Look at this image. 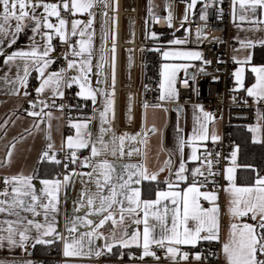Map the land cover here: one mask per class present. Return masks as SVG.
I'll return each instance as SVG.
<instances>
[{"label": "crops", "instance_id": "obj_1", "mask_svg": "<svg viewBox=\"0 0 264 264\" xmlns=\"http://www.w3.org/2000/svg\"><path fill=\"white\" fill-rule=\"evenodd\" d=\"M46 3H59L60 0H44ZM207 2V0H205ZM241 0L231 1V15L232 26L230 29L231 38L237 42V45L231 50V56L234 60V68L232 71L233 79L236 83L237 90L241 92H247L248 88H251L256 83V73L252 71L253 67H264V61L256 62L254 56L256 50L259 49V56L264 58V8H257L255 12L245 3V7L241 8ZM212 4L216 5L219 9L224 6V0H215ZM31 12V9H29ZM88 13V12H87ZM43 9L36 10V15L41 17ZM84 15L75 14L71 20H79L81 24L78 26L79 31L82 30L84 24L89 19L84 18ZM52 23H57L55 17L50 18ZM23 30L20 33L15 34V21H10L8 26V34L0 37V182L5 183V179L11 181L13 177H31V189L35 195L39 197L36 204H46L49 197L46 195L45 189L51 190V186L45 185L44 181H59V189L56 192V210L47 212V219L45 218V210L42 207H37L39 215H33V213L24 211L23 209H16L19 212V218H26L34 220L45 228L40 230L31 227L27 233L28 239L21 245L19 243V237L14 239L17 241L15 244L10 243L7 239V232L4 229L7 228L6 224L0 223V237L4 239L0 240V264H50L48 262L55 261L56 264H103V260L107 259H120L124 258V254H127L128 259H135V264H190L188 263L189 256L192 254L195 258L199 254L198 248L200 245L207 243H213L216 240H203L198 241L194 246L188 244L173 245L178 249L175 256L168 253L165 256H161L158 252L154 251L156 244L150 245V250L155 253L154 256L143 255V223L137 225L133 216L125 213V220L122 224L113 225L111 221H106L104 226L97 228L96 235L91 238V243H88V238H85L84 247L81 249V255L77 256H65V243L71 242L73 238L79 239V237L91 231L96 223L99 222L102 215L107 213H96L95 205L99 204V196H108L111 194V187L116 186V190L120 191L119 184L123 181L120 177L127 179L130 170L126 169V165H138L140 169H132L131 171H140L141 169H147V175L151 176L156 174V180L143 179L138 176L133 177V182L130 183L129 195H131L130 189L138 188L140 190L141 200L154 201L157 199V193L160 191H182L186 190L189 186L193 185L190 179L195 169H200L201 164L198 161L199 152L213 141L212 137H218L220 134V121L217 117H212L211 120H206L203 111L199 107L194 105H180L179 108H174L171 115L170 122L168 123V117L166 107L164 104L149 105L144 110H137L136 116H144L146 120L138 121L134 128L129 129L128 126L132 124L133 115L131 108V99L127 91L121 90L119 97L111 96L114 100L113 110L109 111L105 117H101V113L105 111L106 102L109 97H106L102 93L111 94L113 90H106L104 88L105 83H110L111 74L109 70V57L111 50L115 47H110L106 54L105 49V35L102 40L97 39L91 42V55L94 50V57L88 56L85 53L83 57L73 59L76 62V67L67 68V74H63V79L60 84L59 91L64 92L68 84L79 85L74 83L72 78L79 77L81 75L79 65L84 59L91 60V71L87 72L88 84L86 87H91L97 91L95 102L84 103L75 102L71 105L67 112H63L57 105H48L42 102V98L45 96L58 97L53 87H46L45 90L38 94L36 89L40 87L42 83V77L36 70V65L30 60H22L17 57L15 60L6 63L8 56L20 51H30L33 47L43 49L47 43L46 37L43 33L49 31L41 28L40 33L33 31V24L31 21L25 20L23 22ZM121 24V21H120ZM116 25V19H115ZM68 27V25H67ZM112 36L115 40V29L111 30L110 24V39ZM95 37V33H94ZM54 38V35H53ZM123 39V30L121 34ZM15 39V43L12 40ZM82 39L79 36V40ZM83 39L87 40L85 36ZM123 41V40H122ZM52 50L47 57L50 60L48 67L45 69V77L52 73H59L52 68L53 58L57 54L55 43L51 41ZM123 51V50H122ZM113 52V51H112ZM176 52H199L197 48H168L165 53H169L168 57H165L163 62L162 73L165 72V65H168L170 71L173 66L186 65L187 67H179L175 74V81L173 88L175 90V82L178 76L187 70L194 59L179 58L171 55ZM115 63V75H116V56L113 52ZM71 60V61H73ZM239 61V63H238ZM69 63V62H68ZM28 66L29 76L27 79V86L23 87L18 84V75H23L24 66ZM102 65V67H98ZM243 68L242 73L243 86H241L234 73ZM121 70H122V54L120 60V74L119 79L121 83ZM99 73V74H98ZM92 74V79L90 75ZM251 78L249 81L248 78ZM131 79V70L128 77V83ZM14 82H17L14 84ZM84 81L81 80V83ZM93 82V84H91ZM127 83V84H128ZM162 83L165 87H161L160 97L162 93L166 94L168 85L162 75ZM126 84V85H127ZM122 85V84H121ZM33 87L37 99L41 102V109L35 112H41L40 116L29 115L30 110L25 108V92ZM81 88H79V92ZM126 92L125 104L122 103V92ZM142 93L138 94L141 97ZM84 100L91 98H85V96L79 95ZM176 98V92L171 98L163 100H172ZM47 113H51L48 116ZM74 124H86V128H81V134L85 135L88 141V147L70 150L67 147V138H76L77 130L73 127ZM201 125H206L205 130ZM155 128V131L152 129ZM107 129V131H102ZM252 129H257L253 131ZM195 130V132H194ZM252 139L255 142H264V100H259L257 106V121L249 128ZM125 136L123 149L121 151L119 137ZM140 134V135H137ZM197 139H193V136ZM207 135V139L201 140L198 137L201 135ZM132 137H136L132 139ZM101 138H103L104 144H101ZM181 141L184 143L181 144ZM49 144L52 145L49 148ZM15 145V147H13ZM95 146L99 152V155H92V147ZM165 147L174 153L176 161L169 154ZM193 148L196 149L197 159H192ZM11 151L12 155L9 158L8 153ZM71 151L76 152L75 166L61 171L62 175L48 176L44 170H39L41 165H46L48 162H52L60 158V154L66 152L71 157ZM47 152L49 157H55V160L45 158L44 153ZM130 153V154H129ZM111 164L115 171L111 172V180L105 184L103 173L106 169H101L99 165L102 162ZM168 162V163H166ZM185 165V172L183 175L187 177L186 180L177 181L175 173L179 169L181 163ZM235 167V184L237 186H253L257 178H264V169L255 178L253 184H239L237 183V171L240 167L238 159V151L236 153L235 164H233L232 157L230 158L227 168ZM226 168V169H227ZM161 169H164L161 171ZM69 177L65 181V177ZM139 178L140 183L136 184L134 181ZM226 178V171H225ZM99 182V183H98ZM172 183L178 188L169 189L168 185ZM7 191L8 196L0 195V200L11 202L13 198L12 188L13 183H8ZM197 185V184H196ZM19 186V185H17ZM201 192L215 193L217 199L214 202H209L200 199V204L207 202L205 209H210L213 206L219 208V239L221 243V260L223 264H227L224 253L222 251L223 244L228 241L230 235V227L233 223L252 224L255 221L250 219V216H244L240 218L233 217L229 211L232 207L230 195L229 181L226 179V184L221 195L218 191L208 190L200 185H197ZM4 191V192H5ZM2 192V193H4ZM94 198V204H88V197ZM26 202L31 203L30 196L21 197ZM123 199V196L118 197ZM164 205L169 208L174 207L170 200H162L161 204L157 206V210L163 214ZM127 207V201H125ZM7 207V204L5 205ZM139 216L142 220L143 211L142 207L138 210ZM113 214L117 221H119L120 211L119 205H115L113 208ZM18 217L10 215L8 212L0 213V221H14ZM90 219L94 223L91 226L85 224V220ZM150 223H156V221L150 216ZM168 226L171 227V214L167 217ZM48 224H51L55 231L49 236H43L42 232L46 230ZM76 225L77 231L70 232L69 228ZM193 226V222L189 221V227ZM160 229L157 228L156 232L159 233ZM259 231V229H258ZM115 233V236H113ZM126 239L134 233H139V246L136 243H130L128 247H124L118 243L121 237L125 236ZM205 234V233H202ZM201 234V235H202ZM37 239L46 241L45 243H37ZM56 242L59 245L56 255L41 256L38 254L37 246L41 244H48ZM106 244H112V249L109 252ZM167 243L165 248L167 249ZM54 252V251H53ZM99 252L100 255H96ZM187 253V259L184 258V254ZM111 255V257H110ZM63 257V261H59L58 258ZM264 258V257H261ZM100 261V262H99Z\"/></svg>", "mask_w": 264, "mask_h": 264}, {"label": "snow or ice", "instance_id": "obj_2", "mask_svg": "<svg viewBox=\"0 0 264 264\" xmlns=\"http://www.w3.org/2000/svg\"><path fill=\"white\" fill-rule=\"evenodd\" d=\"M196 0H193V4ZM245 3L252 9L253 12L256 9L264 8V0H241L240 6L241 8L245 7ZM94 0H60L59 3H46L44 0H0V37L8 34V26L10 21H15V32L12 33L13 37L15 34L20 33L23 30V22L25 20L31 21L33 24V31L35 33H40L41 28L47 29L49 31L43 33L46 37L47 43L45 47L41 50L37 47H33L30 51H20L13 53L8 56L6 63L15 60L19 57L22 60H30L33 64H35L36 70L39 72L40 77H42V83L39 88L36 89L37 93H42L46 87H53L56 94L62 96L63 92L59 91L61 81L63 79L62 73H52L45 77V69L48 67L50 60L47 59L49 56L51 48V41L53 39V35L59 37V39L63 42H67L69 37L68 32V21L61 18V9L65 12H71L72 15L77 13H85L89 12V10L93 7ZM42 8L43 14L41 17L36 15V10ZM31 9V12L29 11ZM90 14V13H89ZM55 17L57 23H52L51 19ZM204 19L205 17H201ZM171 17H169V20ZM92 21L89 20L87 25H85V29L91 26ZM81 24L79 20H73L71 22V36L77 35L78 26ZM85 30L79 31V36L82 38L78 41L79 51H75V46H73V56L82 57L85 53H88V56H91V35H88V39L85 40L83 37L86 35ZM12 43H15V39L12 40ZM174 43H182V41H174ZM113 52L115 49L113 48ZM165 57H168L169 53H164ZM171 55L179 58L186 59H200L201 54L198 52H176ZM239 63V61H238ZM76 62L70 61L68 63V68L76 67ZM98 67H102V65H98ZM179 67H187L186 65H178L173 66L169 71L168 65H165V72L162 73L165 81L167 82L168 88L165 93H162L161 99L171 98L174 95L173 84L175 81V74ZM81 75L79 77L72 78L74 83H78L81 91L78 95L85 96V98H91L93 102L96 100L97 91L93 90L91 87H86L88 84L87 80V72L91 71V60L84 59L79 65ZM63 71V70H62ZM244 69H238L234 75L237 82L243 86L242 73ZM252 71L256 73V83L248 88L247 94L249 96L255 97L257 101L264 100V67L256 68L253 67ZM99 74V73H98ZM29 76L28 66H24L23 75H18V84L20 86H27V79ZM81 80L84 82L81 83ZM17 82H14L17 83ZM112 85L113 92L111 94L102 93L106 97H109L106 102L105 111L101 113V117H105V115L113 110L114 100L111 99V96H114V87H115V63L113 57V73H112ZM71 87V84H68ZM161 87L164 88V83L161 84ZM27 95V92H25ZM35 107V105H33ZM45 107H48L45 104ZM147 107V104H145ZM43 109H41V112ZM41 112H30L29 115L32 116H40ZM48 116H51V113H47ZM204 117L206 120H211L212 117L209 113H204ZM74 128L77 130L76 138L68 137L67 138V147L70 150L85 148L88 147V141L85 135L81 134V128H86V124H74ZM201 127L205 130L206 133V125H201ZM256 131L257 129H252ZM102 131H107V129H102ZM155 131V128L152 129ZM195 132V130H194ZM140 135V134H137ZM127 134L119 137L121 151L123 149L124 139ZM136 137H132L135 139ZM201 140L207 139V135H201L198 137ZM193 139H197V137L193 136ZM213 140L218 139V137L213 136ZM184 142L181 141V144ZM101 144H104L103 138H101ZM15 147V145H13ZM52 145L49 144V148ZM92 155H99L98 150L95 146L91 149ZM130 154V153H129ZM12 153L9 151L8 156L11 157ZM71 156L73 162L76 159V152L71 151ZM45 158H50L55 160V157H49L47 152L44 153ZM192 159H197L196 149L193 148ZM236 152L232 153V161L235 164ZM59 163V161H55ZM168 163V162H166ZM212 161H207V167L209 175H213L211 172ZM99 167L101 169H106L103 173L105 184L111 180V172L115 171L114 167L111 164H108L106 161L102 162ZM126 169L130 170L127 176V179L120 177L123 181L119 184L120 191L116 190V186L113 185L111 187V194L108 196L100 195L99 196V204L95 205L96 213H107L106 215H102L99 222L95 224L93 229L87 233L82 234L79 239L73 238L72 241L65 243V256H77L81 255V249L84 247L85 238H88V243H91V238L96 235V229L104 226L106 221H111V223L115 226L117 224H122L125 220V213L130 216H133L135 219V223L137 225L143 223V255L144 256H154L155 253L150 250V245L156 244L157 246L164 247L167 243V252L176 255L178 249L173 247V245H195L201 239L203 240H218L219 239V208L218 206H213L210 209H205L200 204V199L203 198L209 202H214L217 199L215 193L210 192H201L200 188L193 184L189 186L186 190L176 191H160L157 193V199L154 201L150 200H141L140 199V190L138 188L130 189L131 195H129V187L130 183L133 182V177L138 176L143 179H151L156 180V174H152L151 176L147 175V169H141L140 171H131L132 169H140L138 165H126ZM164 169H161L163 171ZM185 172V165L182 162L179 166V169L175 173L177 181L186 180L187 177L183 175ZM235 167H229L226 169V179L229 181V191L232 196L231 204L232 207L229 209L231 215L236 218L250 216L252 221H255V224L243 223L237 224L233 223L230 227V235L227 242L223 244L222 251L224 253L227 264H264V178H257L255 185L253 186H237L235 184ZM201 175L203 176V172L200 169H195L193 175ZM69 177H65V181H67ZM31 177H13L10 180L5 179V184L13 183L12 193L13 198L11 202H7L5 200H0V213L8 212L10 215H15L18 217L17 220L14 221H0L2 224H6L7 228L4 231L7 232V239L10 243L15 244L17 241L14 237H19V243L23 245V243L28 239L27 233L29 232L31 227H34L37 230L45 228V225H42L34 220L19 218V212L16 209H23L24 211H28L33 213V215H39L40 213L37 211V207H42L45 210V218L47 219V212L49 210H56V192L59 189L60 182L59 181H44L45 185L51 186V190L48 188L45 189L46 195L49 197L48 202L46 204L41 203L39 205L36 204V201L39 200V197L35 195L34 191H29L31 189ZM136 184L140 183V179L137 178L134 181ZM99 183V182H98ZM19 185V186H17ZM178 183L173 185L169 183V189L178 188ZM0 195L8 196L9 193L5 191L4 193H0ZM30 196L31 203L26 202L21 197ZM123 196V199H118V197ZM162 200H170L171 204L174 207L169 208L167 205H164V212L161 214L157 210V206L161 204ZM125 201H127V207L125 206ZM7 204V207L5 205ZM88 204H94V198L88 197ZM115 205H119L120 217L119 221L115 218L113 214V208ZM143 211V218L141 220L139 216L138 210L141 209ZM171 214V227L168 226L167 217ZM150 216L156 221V223H150ZM189 221L193 222V226L189 227ZM93 221L90 219L85 220V224L88 226L93 225ZM159 228V233L156 232V229ZM259 229V231H258ZM55 231V228L48 224L46 230L42 232L43 236H49ZM70 232L77 231L76 225L73 224L71 228H69ZM205 233V235H201ZM139 233H134L130 239H126L127 233H125L124 237H121L118 243L122 244L124 247H128L130 243H136L139 246ZM115 236V233H113ZM4 239V237H0V240ZM37 243H45L46 241L42 239H37ZM108 251L110 252L112 249V244H106ZM96 255H100L99 252ZM184 258L187 259V253L184 254ZM199 259V256L196 257Z\"/></svg>", "mask_w": 264, "mask_h": 264}, {"label": "built area", "instance_id": "obj_3", "mask_svg": "<svg viewBox=\"0 0 264 264\" xmlns=\"http://www.w3.org/2000/svg\"><path fill=\"white\" fill-rule=\"evenodd\" d=\"M133 10L123 9V0H106L105 9V49L106 54L110 47H115L116 75L114 93L119 97L120 91L125 90L131 99L133 121L128 126L134 128L136 122L145 121L144 116H136L137 110H144L145 104H164L166 107L168 123L175 106L194 105L201 111L209 113L212 117H217L220 121V134L218 139L211 141L198 154V161L201 164V175H192L191 183L202 186L208 190L218 191L221 195L226 184L225 171L229 164L232 153H237V144L232 136V129L235 126L250 128L257 121V106L259 101L255 97L249 96L247 92L237 90L236 83L232 76L234 60L231 50L237 45L230 36V29L233 23L231 15V1L224 0V6L218 8L214 4L198 2L190 11L191 19L178 22L170 19L165 12L164 6L159 10H150L147 16V35L141 32L142 23V0H134ZM191 0H172L176 5L180 2ZM103 0H94L93 7L85 15L86 19L94 20L97 16V8ZM120 9L122 13L120 14ZM90 13V14H89ZM115 16V40L110 39L111 17ZM131 15L133 18V30L130 40L123 42L121 38L123 30V18ZM74 15L61 9V18L68 21L69 37L67 42H63L54 35L57 54L53 58L52 68L59 73L67 74L68 62L81 58L73 56V46L75 51H79V30L77 35L71 36V20ZM205 17L202 19L201 17ZM121 18V24H120ZM186 38L182 43H174V38ZM197 48L201 54L200 59H194L185 72H183L175 82L176 98L172 100H162L160 98L161 79L165 51L168 48ZM128 48L131 51V79L127 85H121L120 60L122 50ZM94 57V50L92 51ZM83 57V56H82ZM63 70V71H62ZM92 74L90 78L92 79ZM93 84V82H91ZM79 85H71L65 88L63 95L58 97L45 96L42 102L47 105H57L63 112H67L75 102L92 103L93 100H82L79 93ZM106 90H113V85L105 83ZM142 93L141 97L138 94ZM25 97V108L30 111L41 109V102L37 99L34 88L29 87ZM35 105V107H33ZM176 161L175 155L165 147ZM61 159H66L70 163L71 159L66 152L60 154ZM212 161L209 175L207 161ZM62 175V172L56 174ZM7 189V185L0 182V193ZM207 202L202 203V207H207ZM256 222L252 223L255 224ZM205 234H202V236ZM154 251L161 256L167 254L165 247L155 245ZM199 259L192 254L189 256L190 264H223L221 260L220 239L214 241L212 246L200 247ZM63 261V257L58 258ZM100 262V261H99ZM135 259H107L103 264H135Z\"/></svg>", "mask_w": 264, "mask_h": 264}, {"label": "rangeland", "instance_id": "obj_4", "mask_svg": "<svg viewBox=\"0 0 264 264\" xmlns=\"http://www.w3.org/2000/svg\"><path fill=\"white\" fill-rule=\"evenodd\" d=\"M204 2L205 0H196L193 4V0L189 2H180L176 5L173 4L172 0H142V23H141V32L143 35H147V16L150 10H159L162 6L165 8L166 14L171 17V20L174 18L178 22L188 21L191 19L192 14L190 11L198 4V2ZM135 5L134 0H123V9L124 10H133ZM105 9H106V0L98 6L97 8V16L95 19V27H94V20L89 19L92 21L91 26L85 29V25L83 26L82 30H85L87 34L91 35V42L95 39L97 41L102 40L105 35ZM80 15H86L85 13H77ZM133 18L131 15H125L123 18V42H128L131 37V33L133 30ZM115 29V16L112 15L111 17V30L114 31ZM95 33V37H94ZM85 35L88 38V35ZM84 38V37H83ZM112 40H114L112 36ZM173 40L175 41H186V38H179L176 37ZM113 50V49H112ZM111 50V54L109 57V70H110V83H112V73H113V52ZM131 70V51L128 48H124L122 51V70H121V84L124 86L128 83V77L130 75ZM162 84V79H161ZM126 101V92H122V103L125 104Z\"/></svg>", "mask_w": 264, "mask_h": 264}, {"label": "trees", "instance_id": "obj_5", "mask_svg": "<svg viewBox=\"0 0 264 264\" xmlns=\"http://www.w3.org/2000/svg\"><path fill=\"white\" fill-rule=\"evenodd\" d=\"M214 1L215 0H207L206 3L212 4ZM254 60L256 62L264 61V58H261L259 56V49L256 50ZM250 79L251 78L249 77L247 80L249 81ZM232 136L235 140V143L237 144L238 159L240 165L237 171V183L253 184L255 182V178L264 169V142L259 143L253 141L249 128L242 126H235L232 129ZM57 160L59 161V163L55 162ZM57 160L48 162L46 163V165H41L39 170H44L43 173L48 176H54L61 171H65V169L75 166V162H73V159H71L70 163H67L66 159L58 158ZM208 246H212V243H204L198 248H207ZM58 248L59 245L56 242L41 244L37 246L38 254H40L41 256H51L52 253L53 255H56ZM123 256L126 259L129 258L127 254H124ZM48 263L56 264L55 261H50Z\"/></svg>", "mask_w": 264, "mask_h": 264}, {"label": "bare ground", "instance_id": "obj_6", "mask_svg": "<svg viewBox=\"0 0 264 264\" xmlns=\"http://www.w3.org/2000/svg\"><path fill=\"white\" fill-rule=\"evenodd\" d=\"M122 13V9H120V14ZM120 21H121V18H120Z\"/></svg>", "mask_w": 264, "mask_h": 264}, {"label": "water", "instance_id": "obj_7", "mask_svg": "<svg viewBox=\"0 0 264 264\" xmlns=\"http://www.w3.org/2000/svg\"><path fill=\"white\" fill-rule=\"evenodd\" d=\"M175 108H179V107L175 106Z\"/></svg>", "mask_w": 264, "mask_h": 264}]
</instances>
